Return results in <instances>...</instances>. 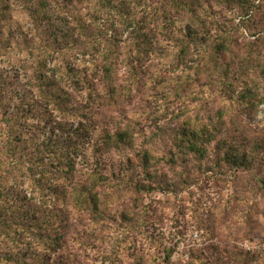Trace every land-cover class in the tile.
<instances>
[{"label":"trees","instance_id":"1","mask_svg":"<svg viewBox=\"0 0 264 264\" xmlns=\"http://www.w3.org/2000/svg\"><path fill=\"white\" fill-rule=\"evenodd\" d=\"M208 3L0 0V49L5 42L19 44L29 57L15 75L24 82L0 72V264H56L52 256L66 243L75 214L105 219L113 183L101 156L110 146H131L133 132L128 124L118 126L111 143L108 128L98 133L95 116L122 111L139 95L188 103L200 95L196 116L188 114L189 106L183 117L182 111L172 113L178 129L171 136L180 148L172 161L203 157L215 140L217 155L232 169L259 159L264 139L248 152L224 151L228 132L221 128L235 105L237 59L246 70L250 60L264 56V48H237L232 30L238 26L217 20ZM260 37L249 44L257 46ZM78 54L76 66L70 57ZM243 84L239 99L249 98L242 104L252 110L259 103L246 79ZM218 96L222 107L212 102ZM97 133L100 142L93 140ZM136 156L152 178L151 152L141 147ZM79 157L93 158V166L79 168ZM124 165L130 168L132 159ZM257 184L264 193V180ZM154 186L132 187L141 192ZM149 260L139 252L132 264Z\"/></svg>","mask_w":264,"mask_h":264},{"label":"rangeland","instance_id":"2","mask_svg":"<svg viewBox=\"0 0 264 264\" xmlns=\"http://www.w3.org/2000/svg\"><path fill=\"white\" fill-rule=\"evenodd\" d=\"M208 5L217 20L238 26L232 30L237 48H264L260 37L264 36V0H209ZM257 37V46L249 44ZM4 44L0 72L15 77L29 57L21 45ZM70 62L79 65L81 55L71 56ZM242 67L237 59L235 105L227 111L226 125L221 128L228 132L223 134L228 140L222 145L224 151L238 153L251 151L252 143L264 139V56L250 60L246 70ZM16 78L24 82L22 75ZM243 79L259 103L252 110L242 104L249 98L239 99L246 91ZM148 98L139 95L122 111L95 116L98 133L104 134L108 128L112 134L118 126L128 124L133 140L131 146H110L101 156L104 172L113 183L105 219L75 214L72 232L52 259L56 264H132L141 252L149 256L150 264H264V193L257 184V179L264 180V145L259 159L247 168L232 169L222 162L216 140L207 146L203 157L190 154L172 161L171 156L176 158L180 151L175 146L179 141L171 136L178 129L176 121H171L172 113L182 111L183 117L185 106H189L188 114L196 116L199 100ZM212 102L223 105L219 96ZM98 133L93 140L100 142ZM110 141H115L114 134ZM141 147L152 154V178L145 176L138 164L136 155ZM128 158L132 165L123 169ZM77 161L79 168L94 163L93 158L79 157ZM117 169L126 171V177ZM135 183L158 188L137 192L132 187Z\"/></svg>","mask_w":264,"mask_h":264}]
</instances>
